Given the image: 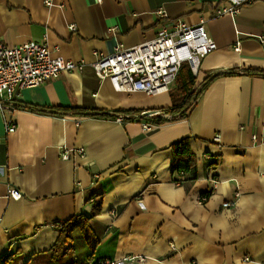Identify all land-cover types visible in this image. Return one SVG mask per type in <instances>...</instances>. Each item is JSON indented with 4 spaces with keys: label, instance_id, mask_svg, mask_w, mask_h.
Segmentation results:
<instances>
[{
    "label": "crops",
    "instance_id": "0c3cea01",
    "mask_svg": "<svg viewBox=\"0 0 264 264\" xmlns=\"http://www.w3.org/2000/svg\"><path fill=\"white\" fill-rule=\"evenodd\" d=\"M220 3L0 0V42H43L47 32L54 54L83 62L17 92L35 109H0V264H264V75L248 74L264 73V0L232 16L216 15ZM177 20L202 22L217 46L189 68L196 100L181 118L164 114L184 102L170 97L174 83L153 96L120 94L94 76L93 53L152 40ZM186 138L195 179L177 185L172 145ZM80 148L83 157L61 159ZM9 187L22 198H7ZM75 215L90 218L95 247L74 231V251L54 256L59 228Z\"/></svg>",
    "mask_w": 264,
    "mask_h": 264
},
{
    "label": "built area",
    "instance_id": "2783aa9c",
    "mask_svg": "<svg viewBox=\"0 0 264 264\" xmlns=\"http://www.w3.org/2000/svg\"><path fill=\"white\" fill-rule=\"evenodd\" d=\"M247 1L249 0H222L216 9V15L232 16L238 12L239 5ZM157 15L165 16L162 11H158ZM69 29L73 31L74 27ZM46 38L47 32L43 35V42L31 41L19 46H7L0 42V109L3 112L12 111L18 105L15 100L18 91L49 83L61 72L80 70L83 66V62L76 64L54 54L56 51L48 47ZM262 42L264 44V37ZM216 48L202 22L190 26L183 20H177L162 26L152 40L131 48L118 44L109 54L93 53L90 66L98 81H108L115 93L141 92L153 96L170 90L181 66L187 65L195 73L200 60ZM117 119L119 123L123 121L120 117ZM143 128H147V125ZM4 129L7 133H12L15 126L5 122ZM215 139L218 140L219 136H215ZM73 153L84 156L80 148L75 151L63 149L60 157L68 159ZM6 197L18 201L22 195L17 189L9 187ZM205 200L206 197L200 198V201ZM97 264L113 263L99 260Z\"/></svg>",
    "mask_w": 264,
    "mask_h": 264
},
{
    "label": "trees",
    "instance_id": "16d2710c",
    "mask_svg": "<svg viewBox=\"0 0 264 264\" xmlns=\"http://www.w3.org/2000/svg\"><path fill=\"white\" fill-rule=\"evenodd\" d=\"M249 75L252 76H263L264 73L257 71H249ZM195 82V78L192 76V73L187 65L181 66L176 80L173 85L172 92L170 93V97L173 99L183 98L184 102L181 107H172L165 109L164 114L172 115L176 117L177 115L181 118L184 113H186L189 108L195 103L196 96L195 92L192 91L193 84ZM207 84L203 86L202 89L205 88ZM16 109H35L30 105H18L15 107ZM51 113H59V110H53ZM177 114V115H176ZM98 117L106 118V115H100ZM174 119V118H173ZM171 119V120H173ZM166 120L164 118L155 117L151 119L152 124L159 125ZM190 138L183 139L172 145V150L174 153V162L172 163L171 174L173 176V181L175 184L180 185L182 182L189 183L195 179V156L192 154L189 144ZM183 173V178H180L179 175ZM175 176V177H174ZM189 176V177H188ZM209 194V193H208ZM208 194L203 195L207 198ZM100 211V204L95 203L92 208V215L94 217ZM89 220L90 218H86L84 216L75 215L69 220L65 221L58 230V238L50 250L54 256L63 255L65 253H72L74 251L73 246L71 245L72 241V233L74 231H79L83 234L87 245L93 249L96 244V240L91 235L89 229ZM8 262L5 261L4 264Z\"/></svg>",
    "mask_w": 264,
    "mask_h": 264
},
{
    "label": "water",
    "instance_id": "95a60500",
    "mask_svg": "<svg viewBox=\"0 0 264 264\" xmlns=\"http://www.w3.org/2000/svg\"><path fill=\"white\" fill-rule=\"evenodd\" d=\"M153 114V112H144L143 114H142V116L143 117H149L150 115H152Z\"/></svg>",
    "mask_w": 264,
    "mask_h": 264
}]
</instances>
